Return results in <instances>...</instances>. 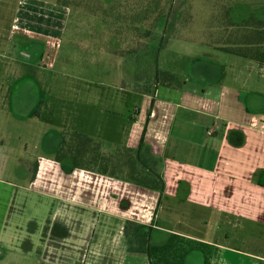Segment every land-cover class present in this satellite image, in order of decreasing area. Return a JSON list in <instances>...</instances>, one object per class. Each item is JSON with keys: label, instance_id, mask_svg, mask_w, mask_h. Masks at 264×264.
I'll list each match as a JSON object with an SVG mask.
<instances>
[{"label": "crops", "instance_id": "crops-1", "mask_svg": "<svg viewBox=\"0 0 264 264\" xmlns=\"http://www.w3.org/2000/svg\"><path fill=\"white\" fill-rule=\"evenodd\" d=\"M51 5L22 0L11 36L54 46L65 29L67 10ZM200 6L207 9L204 14L182 17L185 26L178 39L200 49L198 59L206 63L194 84L162 83L148 114L149 145L142 155L153 161L151 167L160 168L163 192L137 181L138 173L154 174L149 166L143 170L134 152L119 163L120 171L112 170L111 158L94 160L90 148L73 139L69 153L59 145L53 156L41 155L32 172L22 174L41 200L39 206L48 197L59 207L38 245L41 261L151 264L146 252L129 249L126 225L134 220L152 225V236L159 229L210 244L211 264H264V0H204ZM172 19L180 18L170 16L166 22ZM1 72L9 75L13 69L5 66ZM18 82L0 79V122L7 124L17 110L14 93L24 86ZM123 103L120 99L113 105ZM107 113L108 120H127L122 110L108 108ZM208 116L223 121L210 123ZM131 117L138 121L135 114ZM189 152L197 156L188 157ZM10 183L0 176V239L19 194ZM165 209L167 226H162L158 223ZM192 251L185 263L198 259Z\"/></svg>", "mask_w": 264, "mask_h": 264}, {"label": "rangeland", "instance_id": "rangeland-1", "mask_svg": "<svg viewBox=\"0 0 264 264\" xmlns=\"http://www.w3.org/2000/svg\"><path fill=\"white\" fill-rule=\"evenodd\" d=\"M43 1L52 7L60 4L67 10L65 29L55 45L48 48L38 38L11 36L22 0H0V79L24 84L21 93H14L17 110L8 117L7 124L6 120L0 122V176L11 182L10 190H19L8 231H2L0 264H55L49 253L47 259L51 262L41 261L38 245L59 207L48 197L39 206L41 200L38 202L37 193L28 188L29 182L22 175L32 172L35 160L41 155L53 156L52 150L60 146L62 153H69L73 139L89 147L94 160L111 158L112 170L120 171L119 163L125 164L127 160L123 159L130 160L132 155L126 145L136 146L135 151L142 146L141 154L147 153L148 114L158 87L163 90L162 83L184 87L188 81L194 84L200 67L206 63L198 59L203 54L200 49L178 39L185 26L182 17L204 14L207 9L200 6L204 0H160L167 8H173V18L180 19L156 27L151 23L154 15L143 21L136 13L146 3L152 2L153 7L159 0ZM5 66L13 72L5 75L1 72ZM25 99L29 104H22ZM120 99L122 105H113ZM196 99L197 105V96ZM108 108L122 110L128 114L127 120L114 116L108 120ZM134 114L138 121L132 119ZM208 118L210 123L223 121L214 116ZM187 155L197 156V152ZM149 161L152 160L147 159L146 166L151 168ZM157 163L160 166L161 162ZM146 166L142 165L143 170ZM168 212L162 211L159 225L167 226ZM35 228L37 231H32ZM170 236L157 229L154 236L151 232V242L162 244ZM32 241L33 248L27 249ZM189 241L201 248L190 254L194 259L198 255V259L186 260L185 264H203L205 252L213 251L211 245L197 239Z\"/></svg>", "mask_w": 264, "mask_h": 264}, {"label": "trees", "instance_id": "trees-1", "mask_svg": "<svg viewBox=\"0 0 264 264\" xmlns=\"http://www.w3.org/2000/svg\"><path fill=\"white\" fill-rule=\"evenodd\" d=\"M172 11L173 8L171 6L167 8L164 4H161V1L159 0L154 2L153 7L152 2H148L144 6H141L136 14L142 17L143 21H147L151 15H154L151 23L153 22L152 25L156 27L167 21L171 16ZM252 18L254 17H250L245 24L251 22ZM259 21L261 23L263 22L261 20ZM141 149L142 146L138 151H135L133 148H127L130 152L135 153L137 161H140L143 166H146L147 160L141 154ZM148 166L149 164H147L146 167ZM130 168L135 171L137 170V168H135V163H131ZM149 169L154 174L152 178H148L140 173H138V176L135 178L142 185L158 188L162 193L165 188L164 179L155 168L151 167ZM152 229V225H147L134 220H129L126 225V233L129 237V249L146 252L151 264H185L186 255L191 250L198 248L197 245H194L193 242H191L192 240L189 241L188 238L178 233H172L168 240L162 244H153L151 242ZM204 255L205 258L203 264H211L210 253L205 252Z\"/></svg>", "mask_w": 264, "mask_h": 264}]
</instances>
